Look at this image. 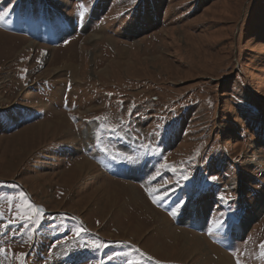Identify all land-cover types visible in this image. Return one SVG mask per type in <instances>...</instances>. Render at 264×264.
Returning <instances> with one entry per match:
<instances>
[{"label": "rangeland", "instance_id": "374dc122", "mask_svg": "<svg viewBox=\"0 0 264 264\" xmlns=\"http://www.w3.org/2000/svg\"><path fill=\"white\" fill-rule=\"evenodd\" d=\"M5 12L0 264H264V0Z\"/></svg>", "mask_w": 264, "mask_h": 264}, {"label": "snow or ice", "instance_id": "6c2138e0", "mask_svg": "<svg viewBox=\"0 0 264 264\" xmlns=\"http://www.w3.org/2000/svg\"><path fill=\"white\" fill-rule=\"evenodd\" d=\"M6 15H8L7 12H5L3 15H0V20H3L4 16H6ZM212 179H215V178H212ZM21 195H23V194H21ZM20 211L23 213V215L19 216V218L21 220L29 221L33 225H35L36 222L39 220V217H40L43 210L41 208H38L35 205L29 203L26 205H22ZM18 215H19V213H18ZM82 231H83V229H78L77 235H79ZM260 248L262 250V254H264V243H261ZM2 251H5V250L0 249V252H2ZM20 255L23 256L24 254H20ZM109 258L111 259V257H109Z\"/></svg>", "mask_w": 264, "mask_h": 264}, {"label": "bare ground", "instance_id": "6f19581e", "mask_svg": "<svg viewBox=\"0 0 264 264\" xmlns=\"http://www.w3.org/2000/svg\"><path fill=\"white\" fill-rule=\"evenodd\" d=\"M86 161H87V160H86ZM86 164L90 165V161H89V162H85V161H84V163H82V164L80 165V168H77L78 171H79L80 173L82 172V170H84V169L87 168V167H86Z\"/></svg>", "mask_w": 264, "mask_h": 264}]
</instances>
